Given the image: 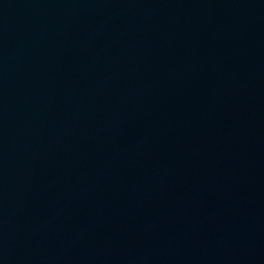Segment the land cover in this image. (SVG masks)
Here are the masks:
<instances>
[{"label": "water", "instance_id": "obj_1", "mask_svg": "<svg viewBox=\"0 0 264 264\" xmlns=\"http://www.w3.org/2000/svg\"><path fill=\"white\" fill-rule=\"evenodd\" d=\"M0 264H264V0H0Z\"/></svg>", "mask_w": 264, "mask_h": 264}]
</instances>
